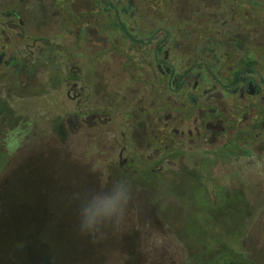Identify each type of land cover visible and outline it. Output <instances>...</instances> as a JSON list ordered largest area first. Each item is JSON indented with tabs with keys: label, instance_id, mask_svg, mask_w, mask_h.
<instances>
[{
	"label": "rangeland",
	"instance_id": "374dc122",
	"mask_svg": "<svg viewBox=\"0 0 264 264\" xmlns=\"http://www.w3.org/2000/svg\"><path fill=\"white\" fill-rule=\"evenodd\" d=\"M108 2L0 0V264H264V0ZM118 180L121 230L82 235Z\"/></svg>",
	"mask_w": 264,
	"mask_h": 264
},
{
	"label": "clouds",
	"instance_id": "9594fccd",
	"mask_svg": "<svg viewBox=\"0 0 264 264\" xmlns=\"http://www.w3.org/2000/svg\"><path fill=\"white\" fill-rule=\"evenodd\" d=\"M131 188L127 182L118 180L106 190L89 191L80 197L77 223L82 235L93 239L102 238L106 229L121 230L129 202Z\"/></svg>",
	"mask_w": 264,
	"mask_h": 264
},
{
	"label": "trees",
	"instance_id": "16d2710c",
	"mask_svg": "<svg viewBox=\"0 0 264 264\" xmlns=\"http://www.w3.org/2000/svg\"><path fill=\"white\" fill-rule=\"evenodd\" d=\"M102 1H103V2H106V4L110 6L108 0H102ZM112 7L115 9L114 6H112ZM119 26H120L122 32H123V33H124L129 39L134 40V38H133L132 35L128 32L127 27H126V25H125L123 22L119 21ZM160 51H161V48H160V47H157V52H160ZM253 65H254V63L251 62V61H249V62L247 63V68H248V72H249V73H252V72H253V69H252ZM180 86H181V85H179V86L177 87V90L180 89ZM74 108H75V107H74ZM74 113H75L77 116L81 117V118H86V117H87L86 113L84 112V105L77 106V107L74 109ZM16 125H17V119L15 120L14 125H13L10 129H8V131H7V133H6L5 140H6V142H7L8 148L11 146V142H10V140L17 138L18 132H17V127H16ZM25 153H32V150H30V152H25ZM25 153H24V154H25ZM10 159H11V158H10V155L8 154V151H7V152L2 151V150L0 151V176H1L2 173L5 171L6 167L9 165ZM261 163H263V162H261ZM261 163L259 162V160H256V158H251V159L249 158V159H247V163L244 165V170L247 171V172H250L252 168L255 169V167L258 166V165H260ZM250 168H251V169H250ZM15 172H16V171H15ZM15 172H14V173H15ZM4 173H5V172H4ZM14 173H13V175H14ZM11 175H12V174H11ZM251 177H254L255 180H257L254 184H255L256 186H258V185H260V183L263 182V180H264V173H262V175H261V174L254 173V175H252ZM8 178H9V177H8ZM8 178H7V179H8ZM259 181H260V183H259ZM5 182H6V181H5ZM5 182H4V183H5ZM4 183H2V186L4 185ZM262 184H263V183H262ZM200 186H201V185H200ZM202 186H203V185H202ZM203 187H204V186H203ZM203 187H202V188H203ZM261 187H262V186H261ZM259 188H260V187H259ZM203 189H204V188H203ZM204 190H205V189H204ZM204 193H205V192H204ZM212 262H213V259H207V260H205V262L200 263V264H213ZM229 262H230L229 264H254V263H251L250 261H248L247 259H244V257H242L240 260H238V259H236V258H234V259H230ZM219 263H220V262L218 261V262H216V263H214V264H219ZM47 264H50V263H47Z\"/></svg>",
	"mask_w": 264,
	"mask_h": 264
},
{
	"label": "flooded vegetation",
	"instance_id": "af4514ba",
	"mask_svg": "<svg viewBox=\"0 0 264 264\" xmlns=\"http://www.w3.org/2000/svg\"><path fill=\"white\" fill-rule=\"evenodd\" d=\"M246 70L248 71V68ZM243 85L247 88L248 93L251 94V95L254 94V90L256 92H259L258 85L253 86V81H249V80H246V79L244 80V79H242V77H238L237 83L234 85L235 89L233 90V92H235L238 87L240 88Z\"/></svg>",
	"mask_w": 264,
	"mask_h": 264
}]
</instances>
